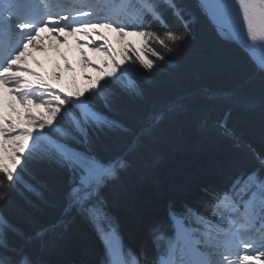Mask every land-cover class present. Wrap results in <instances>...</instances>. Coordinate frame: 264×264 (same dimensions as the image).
<instances>
[{"label":"snow or ice","instance_id":"6c2138e0","mask_svg":"<svg viewBox=\"0 0 264 264\" xmlns=\"http://www.w3.org/2000/svg\"><path fill=\"white\" fill-rule=\"evenodd\" d=\"M198 8L216 35L236 46L261 82L258 100L240 88L203 94L226 96L237 107L253 109L259 103L264 108V0H198ZM195 18L182 0H0V264H41L29 245H43L49 235L66 230L76 214L88 219L104 240L106 264H148L116 243V222L106 211L101 190L131 166L129 156L159 133L163 121L187 111V100L158 101L135 129L113 113L123 98H142L147 75L195 38ZM69 38L79 48V75L63 51ZM87 48L102 58L94 61ZM48 49L73 73L71 88L52 82L63 81L59 71L49 77L31 67L30 61L43 67L35 53ZM229 119L226 111L216 127L237 147L247 148L258 167L210 194V217L189 208L186 227L170 211L180 227L167 238L153 229L159 250L152 264H264V150L244 141ZM207 123L200 121L202 127ZM102 132L130 137L126 150L107 159L99 156L94 145ZM29 161L37 166L34 173L27 169ZM49 166L72 176L59 215L22 231L3 209L14 194L32 208L48 203L41 173Z\"/></svg>","mask_w":264,"mask_h":264},{"label":"trees","instance_id":"16d2710c","mask_svg":"<svg viewBox=\"0 0 264 264\" xmlns=\"http://www.w3.org/2000/svg\"><path fill=\"white\" fill-rule=\"evenodd\" d=\"M182 2L196 17L191 25L195 38L171 56L169 63L147 75L142 98H123L113 115L135 129L146 111L160 100L185 97L187 111L163 121L159 133L129 156L131 166L101 190L106 211L121 233L123 250H131L148 264L159 250L153 229L158 228L166 238L173 236L170 211L179 214L187 225L184 214L189 208L210 217L206 207L210 194L227 188L237 175L258 165L247 148L237 147L220 133L215 121L230 112L229 123L236 133L257 151L264 150V108L259 103L247 109L232 105L226 96L203 94L240 88L258 100L259 75L237 54L234 44L216 35L194 0ZM201 119H207L206 126H201ZM129 140L118 132H102L94 150L102 158H111L123 153ZM27 169L34 173L37 166L29 161ZM28 171L23 173L25 179ZM41 178L48 185V203L32 208L14 194L3 209L25 232L59 215L72 176L65 169L49 166ZM29 247L41 264H106L108 259L106 244L95 226L79 214L66 230L49 235L43 245Z\"/></svg>","mask_w":264,"mask_h":264},{"label":"bare ground","instance_id":"6f19581e","mask_svg":"<svg viewBox=\"0 0 264 264\" xmlns=\"http://www.w3.org/2000/svg\"><path fill=\"white\" fill-rule=\"evenodd\" d=\"M198 1V0H197ZM135 38V37H133ZM70 39V43L67 46L63 47V51L67 54L69 60L72 62L73 67L76 69V75H79L81 72V66L79 64V60H80V56H78L77 58H72L71 57V51L74 49V51H79V48L76 46V44L74 43V41L72 40V38ZM137 39V38H135ZM88 52V55L90 58H92L94 61H99L101 58L98 57V53H95L91 50V48H87L85 49ZM36 58L40 59L42 61L43 67L45 68L46 66L48 67V65H52V66H56V64L61 65V73L63 75H65V77H71L73 76V73L69 72L67 69H65L63 67L64 65V60L55 52L54 49H48V51L46 53H41V52H36L35 53ZM30 65L31 67H33L35 70H38V66L35 63H31L30 61ZM92 72V70H89ZM53 72H51L52 74ZM50 74V75H51ZM81 82H84L83 80H80ZM22 111V109H21ZM116 243L120 245V242L117 238Z\"/></svg>","mask_w":264,"mask_h":264},{"label":"rangeland","instance_id":"374dc122","mask_svg":"<svg viewBox=\"0 0 264 264\" xmlns=\"http://www.w3.org/2000/svg\"><path fill=\"white\" fill-rule=\"evenodd\" d=\"M196 1V0H195ZM197 2V1H196ZM211 26V25H210ZM211 28H212V26H211ZM214 30V29H213ZM215 31V30H214ZM110 35H112V37H113V40H115V35L114 34H110ZM130 39H135V38H133V37H130ZM118 46V45H117ZM79 55V51H74V49L71 51V56L74 58V57H76V56H78ZM98 57H100V58H102V56H101V54H99L98 55ZM48 67H49V71H47L44 67H38V70L37 71H41V72H43V73H45V75H47V76H49L50 77V73L53 71V73L55 72V71H59V72H61L60 71V68L59 69H55V67L56 66H50V65H48ZM62 74V73H61ZM92 74L93 75H96V73L92 70ZM63 75V74H62ZM63 77H64V75H63ZM53 83H56L58 86H63V87H65V89H69V88H71L72 87V76L71 77H67V78H64L63 79V81H52ZM80 83H81V85H83V83L84 82H81L80 81ZM215 97V96H214ZM214 97H211V98H214ZM216 98V97H215Z\"/></svg>","mask_w":264,"mask_h":264}]
</instances>
